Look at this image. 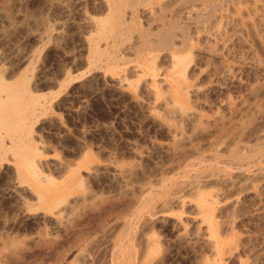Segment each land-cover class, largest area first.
Masks as SVG:
<instances>
[{
  "label": "rangeland",
  "instance_id": "374dc122",
  "mask_svg": "<svg viewBox=\"0 0 264 264\" xmlns=\"http://www.w3.org/2000/svg\"><path fill=\"white\" fill-rule=\"evenodd\" d=\"M175 1L152 0L134 13L127 0L125 25L114 30L107 22L102 35L109 0H0V96L18 89V169L28 155L57 183L67 166L68 178L80 180L44 209L33 187L11 181L15 164L0 163V264H264V0ZM166 33L172 47H155ZM185 111L195 122L184 120ZM197 122L201 134L193 133Z\"/></svg>",
  "mask_w": 264,
  "mask_h": 264
},
{
  "label": "bare ground",
  "instance_id": "6f19581e",
  "mask_svg": "<svg viewBox=\"0 0 264 264\" xmlns=\"http://www.w3.org/2000/svg\"><path fill=\"white\" fill-rule=\"evenodd\" d=\"M125 1H127V0H109V3H110V5H109V8H107L108 9V11H109V14H108V16H106V18L103 20H101L100 21V25H102L101 27H100V29H101V34L102 35H104L105 34V31H106V27L107 26H105L106 24H107V22H108V25H110L111 26V29H114V30H121L122 29V27L125 25L124 24V22H123V11H122V9H121V6L122 5H124L125 3H127V2H125ZM150 1H152V0H131V3H130V8L134 11V13L135 12H137L136 11V9H137V7L139 6V5H141V4H144V3H150ZM211 1V0H210ZM214 1V0H213ZM261 1V0H260ZM173 2V1H172ZM174 2H176L175 0H174ZM215 3L216 2H218L219 3V1H214ZM228 2V1H227ZM226 2V3H227ZM250 2V1H249ZM248 2V3H249ZM103 3V2H102ZM169 3V2H168ZM178 3V2H177ZM220 3H221V0H220ZM247 3V2H246ZM252 3V2H251ZM263 3V2H262ZM101 4V3H100ZM183 4H184V2H183ZM191 4V3H190ZM207 4V3H206ZM223 4V3H222ZM228 4V3H227ZM227 4L225 5V6H227ZM102 5H104V4H102ZM166 5V4H165ZM171 5V4H170ZM177 5V4H176ZM179 5V4H178ZM196 5H198V4H196ZM258 5H260V4H258ZM145 6V5H144ZM164 6V5H163ZM168 6V5H167ZM172 6V5H171ZM194 6V5H193ZM200 6V5H199ZM201 6H202V4H201ZM204 6V5H203ZM207 6V5H206ZM216 6V5H215ZM244 6V5H243ZM254 6V5H253ZM253 6H252V8H253ZM261 6V5H260ZM263 6V5H262ZM104 7H106V6H104ZM141 7V6H140ZM150 7V6H149ZM169 7V6H168ZM167 7V8H168ZM209 7H211V6H209ZM127 8V7H126ZM199 8H201V7H199ZM214 8V7H213ZM143 9V8H142ZM210 9V8H209ZM218 9V8H217ZM220 9V8H219ZM262 9V8H261ZM101 10H102V8H101ZM138 10V9H137ZM178 10V9H177ZM206 10H208L207 8H206ZM222 10V9H221ZM253 10V9H252ZM258 10H260V8L258 9ZM103 11V10H102ZM131 11V10H130ZM188 11V10H187ZM199 11H200V9H199ZM232 11H233V9H232ZM189 12V11H188ZM201 12V11H200ZM218 12V11H217ZM226 12V11H225ZM244 12H246V11H244ZM243 12V13H244ZM253 12V11H252ZM261 12V11H260ZM124 13H125V11H124ZM152 13V12H151ZM232 13V12H231ZM257 13H258V11H257ZM262 13H263V11H262ZM101 14V13H100ZM155 14V13H154ZM165 14V13H164ZM193 14H195V12L193 13ZM204 13H202L201 14V16L203 15ZM225 14V13H224ZM247 14V13H246ZM142 15V14H141ZM149 15V14H148ZM153 15V14H152ZM161 15V14H160ZM205 15V14H204ZM226 15V14H225ZM253 15V14H252ZM162 16H164V15H162ZM184 16V15H183ZM214 16V15H213ZM222 16V15H221ZM220 16V18H222ZM259 16V15H258ZM105 17V16H104ZM147 17V16H146ZM152 17V16H151ZM176 17H177V15H176ZM196 17V16H195ZM224 17V16H223ZM226 17V16H225ZM89 18V17H88ZM103 18V17H102ZM126 18V17H125ZM148 18H149V16H148ZM185 18V17H184ZM192 18V17H191ZM203 18V17H202ZM243 18V17H242ZM260 18H261V16H260ZM209 19V18H208ZM218 19H219V17H218ZM218 19H217V21H218ZM226 19V18H225ZM229 19V18H228ZM258 19V18H257ZM264 19V18H263ZM110 20V21H109ZM114 20V21H113ZM128 20H129V18H128ZM151 20V19H150ZM198 20H200V19H198ZM222 20H224V18H222ZM85 21V20H84ZM130 21V20H129ZM146 21V20H145ZM230 21H231V18H230ZM230 21L228 20L227 22H224V23H230ZM259 21V20H258ZM92 22V21H91ZM113 22V23H112ZM176 22V21H175ZM184 22H185V20H184ZM196 22H197V20H196ZM203 22H205V21H203ZM237 22V21H236ZM262 22V21H261ZM86 23V22H85ZM125 23H127V22H125ZM134 23V22H133ZM198 23V22H197ZM213 23V25H214V22H212ZM219 23V22H218ZM234 23H235V21H234ZM238 23V22H237ZM88 24H89V22H88ZM87 24V25H88ZM124 24V25H123ZM132 24V23H131ZM182 24V23H181ZM203 24H205V23H203ZM202 24V25H203ZM217 24V23H216ZM236 24V23H235ZM263 24V23H262ZM86 25V24H85ZM90 25H92V24H90ZM158 25V24H157ZM191 25V24H190ZM200 25V24H199ZM229 25V24H228ZM236 25H238V24H236ZM153 26H155V25H153ZM208 26V25H207ZM216 26V25H215ZM218 26H220V23H219V25ZM217 26V27H218ZM226 27H227V25H225ZM231 26V25H230ZM254 26V25H253ZM193 27H195V26H193ZM212 26H210V28H211ZM221 27V26H220ZM226 27H225V29H226ZM86 28L88 29V27L86 26ZM157 28V27H156ZM167 28V27H166ZM204 28V27H203ZM209 28V27H208ZM219 28V27H218ZM229 28V27H228ZM228 28H227V30H228ZM233 28V27H232ZM235 28H237V26L235 27ZM234 28V29H235ZM243 28V27H242ZM241 28V29H242ZM250 28V27H249ZM89 29H90V26H89ZM129 29V28H128ZM128 29H127V31H128ZM152 29H153V27H152ZM155 29V28H154ZM164 29V28H163ZM188 29V28H187ZM196 29V28H195ZM207 29V28H206ZM206 29H205V31H206ZM213 29V28H212ZM215 29V28H214ZM221 29V28H220ZM230 29V28H229ZM239 29V28H238ZM241 29H239V30H241ZM251 29V28H250ZM130 30V29H129ZM168 30H169V28H168ZM172 30V29H171ZM193 30V29H192ZM198 30V29H197ZM209 30V29H208ZM207 30V31H208ZM223 30H224V28H223ZM100 31V30H99ZM218 31H220V30H218ZM218 31H215L216 33H218ZM232 31H234V30H232ZM236 31V30H235ZM238 31V30H237ZM132 32H134V31H132ZM156 32V31H155ZM154 32V33H155ZM186 32V31H185ZM189 32V31H188ZM220 32H222V30L220 31ZM225 31H223V33H224ZM239 32V31H238ZM244 32V31H243ZM174 33V32H173ZM193 33V32H192ZM191 33V34H192ZM216 33H213V34H216ZM241 34H242V32H240ZM250 33V32H249ZM253 33V32H252ZM252 33L250 34V35H252ZM80 34V33H79ZM114 34V33H113ZM178 34V33H177ZM187 34V33H186ZM204 34V33H203ZM202 34V35H203ZM206 34V33H205ZM209 34H211V33H209ZM219 34V33H218ZM222 34V33H221ZM226 34V33H225ZM111 35V34H110ZM123 37L125 36L124 35V33L123 34H121ZM224 35V34H223ZM238 35H239V33H238ZM62 36V35H61ZM154 36V35H153ZM209 35H207L206 36V38L208 37ZM211 36V35H210ZM213 36V35H212ZM216 36V35H215ZM229 36H230V34H229ZM231 36H233V35H231ZM49 37V36H48ZM54 37V36H53ZM136 37H137V35H136ZM136 37H135V39H136ZM139 37V36H138ZM162 38H161V40H159L160 42L158 43V45H155V47H159V46H165V47H168V48H171L172 47V37H171V35L169 34V33H166V34H164V36L162 35L161 36ZM189 37V36H188ZM202 37V36H201ZM228 37V36H227ZM254 37H255V35H254ZM59 38H60V40H61V37L59 36ZM110 38V37H109ZM145 38V37H144ZM151 38V37H150ZM185 38V37H184ZM219 38V37H218ZM237 38H238V36H237ZM146 39H147V37H146ZM194 39H195V36H194ZM201 39V38H200ZM215 39H216V37H215ZM228 39H230V38H228ZM57 40V39H56ZM196 40V39H195ZM203 40H204V38H203ZM211 40V39H210ZM221 40V39H220ZM238 40V39H237ZM241 40V39H240ZM254 40H255V38H254ZM257 40V39H256ZM153 41V40H152ZM258 41V40H257ZM260 41V40H259ZM125 42V41H124ZM140 41H138L137 43H139ZM145 42V41H144ZM175 42V41H174ZM200 42V41H199ZM203 42V41H202ZM212 42V41H211ZM210 42V43H211ZM226 42V41H225ZM236 42V41H235ZM137 43H135V41H134V44H137ZM143 43V42H142ZM214 43V42H213ZM218 43V42H217ZM259 43V42H258ZM257 43V44H258ZM103 44H104V42H103ZM107 44V43H106ZM118 44H119V41H118ZM123 44V43H122ZM176 44V43H175ZM231 44V43H230ZM1 45V44H0ZM215 45V44H214ZM213 45V46H214ZM109 46V45H108ZM129 46V45H128ZM132 46V45H131ZM135 46V45H134ZM147 46V45H146ZM208 46V45H207ZM233 46V45H232ZM237 46V45H236ZM239 46V45H238ZM244 46H245V44H244ZM243 46V47H244ZM1 47V46H0ZM101 47V46H100ZM106 48V47H105ZM136 48V47H135ZM220 48H222V47H220ZM235 48V47H234ZM260 48V47H259ZM115 49V48H114ZM118 49H119V47H118ZM128 49V48H127ZM223 49V48H222ZM121 50V49H120ZM119 50V51H120ZM123 51L124 50H126V49H122ZM163 50V49H162ZM218 50V49H217ZM231 50V49H230ZM239 50V49H238ZM237 50V51H238ZM115 51V50H114ZM113 51V52H114ZM119 51H117V53L119 52ZM207 51V50H206ZM232 51V50H231ZM234 51V50H233ZM237 51H235L236 53H237ZM242 50H240V52H241ZM247 51V50H246ZM116 52V51H115ZM150 52V51H149ZM167 52V51H166ZM165 52V53H166ZM229 52V51H228ZM227 52V53H228ZM252 52V51H251ZM112 53V52H111ZM121 53V52H120ZM202 53V52H201ZM204 53V52H203ZM211 53V52H210ZM226 53V54H227ZM230 53V52H229ZM169 54V53H168ZM244 54V53H243ZM97 55L98 56H101L102 55V53H100V52H97ZM110 55V54H109ZM108 55V56H109ZM117 55V54H116ZM142 55V54H141ZM205 55V54H204ZM228 55V54H227ZM236 55V54H235ZM242 55V54H241ZM124 56V55H123ZM139 56V55H138ZM168 56V55H167ZM176 56V55H175ZM231 56V55H230ZM243 56H245V55H243ZM249 56V55H248ZM1 57V56H0ZM3 57H4V55H3ZM107 57V56H106ZM148 57V56H147ZM201 57V56H200ZM6 58V57H5ZM94 58V57H93ZM110 58V57H109ZM163 58H164V54H163ZM190 59L189 58V56H187L186 57V59ZM206 58H207V56H206ZM230 58V57H229ZM236 58H238V57H236ZM240 58V57H239ZM242 58V57H241ZM240 58V59H241ZM245 58V57H244ZM255 58V57H254ZM1 59V58H0ZM165 59V58H164ZM169 59H172L171 58V56H170V58H168V61H169ZM174 59V58H173ZM175 59H177L176 57H175ZM178 59L180 60L181 58L180 57H178ZM197 59V58H196ZM201 59L202 60H206V59H203V57H201ZM220 59V58H219ZM93 60V59H92ZM91 60V61H92ZM163 60V59H162ZM166 60V59H165ZM201 60V61H202ZM237 60V59H236ZM245 60V59H244ZM98 61V60H97ZM167 61V60H166ZM166 61H164V62H166ZM185 60H183V62H184ZM220 61V60H219ZM248 61V60H247ZM3 62V61H2ZM109 61H107V63H108ZM182 62V61H181ZM187 62V61H186ZM213 62V61H212ZM246 62V61H245ZM250 62V61H249ZM256 62V61H255ZM102 63H103V61H102ZM173 63V62H172ZM188 63H189V61H188ZM218 63V62H217ZM104 64H106V63H104ZM138 64V63H137ZM166 64V63H165ZM169 64V63H168ZM176 64H178V60H177V63ZM176 64H173V65H176ZM219 64H222V63H220L219 62ZM249 64V63H248ZM253 64V63H252ZM256 64V63H255ZM260 64V63H259ZM108 65V64H107ZM111 65V64H110ZM117 65H119V64H117ZM120 65H123V64H120ZM126 65V64H125ZM140 65V64H139ZM172 65V64H171ZM205 65V64H204ZM254 65V64H253ZM257 65V64H256ZM255 65V66H256ZM194 66V65H193ZM198 66H199V64H198ZM221 66V65H220ZM259 66V65H258ZM116 67H119V66H116ZM126 67V66H125ZM171 67V66H170ZM195 67V66H194ZM261 67V66H260ZM113 68H115V66L113 67ZM131 68H133V67H131ZM216 68V67H215ZM215 68H213V69H215ZM219 67H217V69H218ZM226 68V67H225ZM239 68V67H238ZM247 68V67H246ZM109 69H110V67H109ZM122 69V68H121ZM168 69V68H167ZM216 69V70H217ZM235 69V68H234ZM244 69V68H243ZM242 69V70H243ZM259 69V68H258ZM261 69V68H260ZM108 70V69H107ZM116 70V69H115ZM129 70V69H128ZM165 70V69H164ZM186 70V69H185ZM189 70V69H188ZM224 70V69H223ZM236 70V69H235ZM251 70V69H250ZM105 71H106V69H105ZM120 71V70H119ZM163 71V70H162ZM195 71V70H194ZM198 71V70H197ZM215 71V70H214ZM260 71V70H259ZM262 71V70H261ZM115 72V71H114ZM136 72V71H135ZM186 72H187V70H186ZM191 72V71H190ZM213 72V71H212ZM211 72V73H212ZM223 72V71H222ZM228 72V71H227ZM130 73V72H129ZM199 73H200V71H199ZM207 73V72H206ZM205 73V74H206ZM210 73V72H209ZM214 73V72H213ZM212 73V74H213ZM132 74H134V73H132ZM173 74V73H172ZM172 74H171V76H170V78H171V80H172V82H174L173 83V99H174V101L175 102H178V93H179V87H181L180 85H179V81H178V79L175 77V75L173 74V76L174 77H172ZM218 74H219V72H218ZM220 74H221V72H220ZM219 74V75H220ZM223 74H224V72H223ZM239 74V73H238ZM243 74V73H242ZM122 75V74H121ZM193 76V75H192ZM205 76H207V75H205ZM212 76V75H211ZM224 76V75H223ZM108 77V76H107ZM157 77H159V76H157ZM230 77V76H229ZM120 78H122V77H120ZM128 78V77H127ZM132 78V77H131ZM212 78H213V76H212ZM227 78V77H226ZM226 78H225V80H226ZM239 78H240V74H239ZM110 79V78H109ZM115 79V78H114ZM130 79V78H129ZM133 79V78H132ZM201 79V78H200ZM206 79H208V78H205V80ZM215 79V78H214ZM231 79V78H230ZM111 80V79H110ZM163 80V79H162ZM167 80V79H166ZM222 80V79H221ZM224 80V81H225ZM111 81H113V80H111ZM117 81V80H116ZM144 81V80H143ZM147 81V80H146ZM146 81H144V82H146ZM218 81H219V79H218ZM142 82V81H141ZM140 82V83H141ZM211 83H212V81H210ZM220 82V81H219ZM226 82H227V80H226ZM233 82V81H232ZM237 82V81H236ZM239 82V81H238ZM112 83V82H111ZM203 83V82H202ZM224 83V82H223ZM243 83V82H242ZM147 84V83H146ZM197 84V83H196ZM228 84V83H227ZM120 85V84H119ZM122 85V84H121ZM138 85V84H137ZM176 85V86H175ZM182 85V84H181ZM193 85V84H192ZM224 85H225V83H224ZM223 85V86H224ZM230 85H231V83H230ZM146 86V85H145ZM171 86H172V84H171ZM242 86V85H241ZM174 87H175V89H174ZM183 87V86H182ZM206 87V86H205ZM208 87V86H207ZM10 88V87H9ZM143 88V87H142ZM187 88V87H186ZM204 88V87H203ZM212 88V87H211ZM213 88H215V87H213ZM217 88V87H216ZM215 88V89H216ZM221 88V87H220ZM236 88V87H235ZM242 88V87H241ZM3 89H5V86H0V92L3 90ZM138 89V88H137ZM190 89V88H189ZM201 89V88H200ZM199 89V90H200ZM219 89V88H218ZM225 89V88H224ZM240 89V88H239ZM142 90V89H141ZM186 90H188V89H186ZM191 90V89H190ZM145 91V90H144ZM189 91V90H188ZM210 90L208 89V92H209ZM227 91V90H226ZM225 91V92H226ZM154 92V91H153ZM169 92H170V90H169ZM193 92V91H192ZM218 92V91H217ZM142 93V92H141ZM138 94V93H137ZM147 92H146V96H147ZM197 94V93H196ZM204 94V93H203ZM149 95V94H148ZM170 95V94H169ZM169 95H167V96H169ZM194 95V94H193ZM205 95V94H204ZM207 95V94H206ZM223 95H225L224 94V92H223ZM151 96V95H150ZM171 96V95H170ZM209 96V95H208ZM212 96V95H211ZM218 96V95H217ZM190 97H191V95H190ZM195 97V96H194ZM201 97H203V95L201 96ZM147 98H148V96H147ZM196 98H198V97H196ZM146 99V98H145ZM203 99V98H202ZM204 99H206V98H204ZM208 99V98H207ZM151 100H152V98H151ZM200 101H201V99H200ZM39 102V101H38ZM37 102V103H38ZM131 102V101H130ZM134 102V101H133ZM192 102H194V101H192ZM197 102V101H196ZM203 102V101H202ZM228 102V101H227ZM166 103V102H165ZM198 103V102H197ZM9 104L11 105V106H9ZM36 104V103H35ZM133 104V103H132ZM152 104V103H151ZM163 104V103H162ZM193 104V103H192ZM202 104V103H201ZM228 104H230L229 102H228ZM145 105V104H144ZM195 105V104H194ZM198 105V104H197ZM203 105H205V104H203ZM236 105V104H235ZM7 106H9V107H7ZM39 106V105H38ZM163 106V105H162ZM222 106V105H221ZM137 107V106H136ZM145 107V106H144ZM152 107V106H151ZM150 107V108H151ZM201 107V106H200ZM9 108H11V110H10V113H7L8 111H9ZM40 108V107H39ZM156 108V107H155ZM168 108V107H167ZM174 108H175V106H174ZM177 108V107H176ZM221 108V107H220ZM225 108V107H224ZM146 109H147V107H146ZM226 109V108H225ZM36 110V109H35ZM39 110V109H38ZM156 110V109H155ZM178 110V109H177ZM180 110V109H179ZM37 111V110H36ZM148 111V110H147ZM165 111V110H164ZM167 111V110H166ZM187 111V110H186ZM186 111H185V113H186ZM189 111V110H188ZM173 112H174V110H173ZM172 112V113H173ZM214 112V111H213ZM228 112V111H227ZM232 112V111H231ZM17 113H18V89H14V90H12L10 93H8L5 97H2V96H0V163H2L3 161H5V160H11L14 164H15V166H16V168L14 169V172H12L11 173V175H10V179H11V181H17L18 182V179H19V181H20V183H22V184H24L29 190H31V188L30 187H33L34 189H35V191L37 192V196H38V199L40 200V202H41V204L43 205V207H44V209H46L47 207H49V205H54L55 206V204H58L60 201H61V199H64L65 198V196H66V193H67V191H69V190H72L73 188H75V187H78L79 185H80V180L78 179V178H76L75 176H73L72 178H68V175L69 174H72V172H73V169H70V166H67L68 167V171H67V174H66V178L61 182V183H57L56 181H54V179H52L51 177H49V176H46V175H41V172H40V169L38 168V165L36 164V162L34 161V160H32V159H30V158H28V155H24L23 157H22V159H21V161H20V164L23 166V170H20V169H18V115H17ZM35 113V112H34ZM168 113H170L169 111L167 112V114ZM196 113V112H195ZM198 113V112H197ZM233 113V112H232ZM173 114H175V116H176V114L177 113H173ZM184 114V113H183ZM188 113H186V117L184 118L183 116H181L180 115V117H183L184 118V120L185 121H188L187 123L188 124H190L189 122H195V120H196V118L194 119L192 116H190V115H187ZM194 114V113H193ZM219 114H220V112H219ZM228 114V113H227ZM164 115H166V114H164ZM185 115V114H184ZM224 115V114H223ZM232 115V114H231ZM168 117H170V115L168 114L167 115ZM167 116H164L165 118L167 117ZM194 116H196V115H194ZM198 116V115H197ZM199 116H201V115H199ZM210 117V116H209ZM177 118V117H176ZM181 119V118H180ZM226 119V118H225ZM28 120V119H27ZM182 120V119H181ZM180 120V121H181ZM201 120V119H200ZM208 120V119H207ZM223 120V119H222ZM176 121V120H175ZM184 121V122H185ZM203 121V120H202ZM181 122H183V121H181ZM209 122H210V120H209ZM24 124V123H23ZM28 124V123H27ZM179 124H181V123H179ZM193 124V123H192ZM191 124V125H192ZM217 124V123H216ZM219 124H221V123H219ZM25 125V124H24ZM23 125V126H24ZM174 125V124H173ZM185 127H186V129H187V126H186V122H185ZM190 125V126H191ZM203 125H204V122H197V124H195V126H193V133L196 131V130H198L199 132H197V133H200L201 134V132L203 133V131H205L206 130V128L204 127V129H203ZM230 125V124H229ZM26 126V125H25ZM181 127L183 126V125H180ZM171 127H173V126H171ZM189 127V126H188ZM208 127V126H207ZM213 127V126H212ZM215 127V126H214ZM218 127V126H217ZM220 127H221V125H220ZM228 127V126H227ZM226 127V128H227ZM27 128V127H26ZM174 128V127H173ZM191 128V127H190ZM190 128H188L189 130H190ZM219 128V127H218ZM23 129H24V127H23ZM182 129V128H181ZM216 129V128H215ZM225 129V128H224ZM31 130V129H30ZM173 130V129H172ZM184 130H185V128H184ZM207 130H210L209 128L207 129ZM218 130V129H217ZM229 130V129H228ZM252 130H254L253 128H252ZM257 130V129H256ZM174 131V130H173ZM178 131V130H177ZM212 131V130H211ZM232 131V130H231ZM164 132V131H163ZM172 132V131H171ZM179 132V131H178ZM178 132H176V133H173V135H172V137H171V139H172V141L175 143V144H177L178 145V139H177V133ZM184 132V131H183ZM190 132V131H189ZM189 132H187L186 134H190ZM192 132V131H191ZM217 132V131H216ZM226 132H228V131H226ZM224 133L225 135L224 136H227L226 134L227 133ZM230 132V131H229ZM251 132V131H250ZM160 133H162V132H160ZM166 133V132H165ZM209 133H211V132H209ZM220 133L222 134V132L220 131ZM219 133V134H220ZM23 134V133H22ZM208 134V133H207ZM28 135V134H27ZM204 135V134H203ZM209 135V134H208ZM251 135V134H250ZM25 136V135H24ZM182 135H180V137H181ZM190 136H192L193 137V135H192V133H191V135ZM200 136V135H199ZM205 136V135H204ZM30 137V136H29ZM220 137H221V135H220ZM231 137V136H230ZM235 137V136H234ZM5 138H7L6 140H5ZM202 138V137H201ZM216 138H218L217 136H216ZM224 139H225V137H223ZM199 139H200V137H199ZM220 139V138H219ZM227 139V138H226ZM232 139L234 140V138L232 137ZM236 139V138H235ZM26 140V139H25ZM24 140V141H25ZM193 140H195V138L193 139ZM198 140V139H197ZM202 140V139H201ZM204 141V140H203ZM215 141V140H214ZM230 141V140H229ZM235 141V140H234ZM234 141H232V142H234ZM27 142V141H26ZM187 142V141H186ZM190 142V141H189ZM222 142V141H221ZM154 143V142H153ZM156 143V142H155ZM154 143V144H155ZM195 143V142H194ZM198 143H199V141H198ZM211 143V142H210ZM161 144V143H160ZM180 144V143H179ZM197 143H195V145H196ZM221 144H223V143H221ZM228 144V143H227ZM184 145H188V144H186V143H184ZM215 145H216V143H215ZM217 145H219V144H217ZM233 145V144H232ZM231 144H230V146H232ZM246 145H248V144H246ZM245 145V146H246ZM253 145V144H252ZM165 146V145H164ZM181 146V145H180ZM180 146H178V147H180ZM229 146V147H230ZM234 146V145H233ZM245 146H243V148H247V146L245 147ZM250 146V145H249ZM29 146H27V148H28ZM189 147V146H188ZM194 147V146H193ZM193 147H192V150H193ZM198 147V146H197ZM253 147V146H252ZM255 147H256V145H255ZM255 147H254V149H255ZM258 147V146H257ZM257 147H256V149H257ZM159 147H157V149H158ZM226 148V147H225ZM259 148V147H258ZM29 150H30V148H28ZM161 149H163L162 147H161ZM167 149V148H166ZM179 149H181V148H178V150H176L177 151V153H176V155L178 154V151H179ZM187 149V148H186ZM197 149V148H196ZM200 149V148H199ZM215 149V148H214ZM219 149V148H218ZM224 149V148H223ZM229 149V148H228ZM227 149V150H228ZM232 149V148H231ZM235 149H236V147H235ZM238 149V148H237ZM236 149V150H237ZM250 149H251V147H250ZM185 150V149H184ZM190 150H191V148H190ZM217 150V149H216ZM248 150V149H247ZM252 150H253V148H252ZM258 150V149H257ZM256 150V151H257ZM162 151V150H161ZM168 151V150H167ZM187 151H189V150H187ZM198 151H200V150H198ZM215 151V150H214ZM224 151V150H223ZM251 151V150H250ZM256 151H254L253 150V152H256ZM164 152V151H163ZM175 152V151H174ZM185 153H184V155L185 154H187V153H190V152H187L186 153V150L184 151ZM193 152V151H192ZM191 152V153H192ZM196 152H197V150H196ZM211 152V151H210ZM222 152V151H221ZM241 152V151H240ZM258 152H259V150H258ZM199 153V152H198ZM200 153H202V150L200 151ZM239 153V152H238ZM242 153H245V152H242ZM251 153H252V151H251ZM180 154L182 155V153L180 152ZM194 154H195V152H194ZM179 155V154H178ZM180 155V156H181ZM188 155H191V154H188ZM187 155V156H188ZM223 155V154H222ZM233 154H231V155H227V157L228 156H232ZM253 154H251V156H252ZM256 155V154H255ZM140 156V155H139ZM138 156V157H139ZM173 156V155H172ZM194 156V155H193ZM240 156V155H239ZM243 156V155H242ZM179 157V156H178ZM192 157V156H191ZM200 157V156H199ZM212 157H213V155H212ZM211 157V158H212ZM221 157H223L224 158V156H221ZM237 157V156H236ZM235 157V158H236ZM246 157V156H245ZM258 156H256V158H257ZM186 158V157H185ZM205 158H207V157H205ZM216 158V157H215ZM219 158V157H218ZM231 157H229V159H230ZM233 158V157H232ZM231 158V159H232ZM243 158V160L245 159L244 158V156L242 157ZM241 158V159H242ZM248 158V157H247ZM246 158V159H247ZM250 158V157H249ZM176 159V158H175ZM179 159V158H178ZM180 159H182V158H180ZM199 159H201V158H199ZM236 159H240V158H236ZM252 159V158H251ZM186 160V159H185ZM192 160V159H191ZM202 160V159H201ZM216 160H217V158H216ZM180 161H182V160H180ZM187 161V160H186ZM203 161V160H202ZM210 161H211V159H210ZM232 161V160H231ZM231 161H229V163L231 162ZM237 161V160H236ZM239 161V160H238ZM241 161V160H240ZM183 162V161H182ZM191 162V161H190ZM209 162V161H208ZM222 162V161H221ZM223 162H225V160H223ZM235 162V161H234ZM245 162V161H244ZM251 162V161H250ZM257 162V161H256ZM255 162V163H256ZM181 163V162H180ZM232 163H233V161H232ZM231 163V164H232ZM237 163V162H236ZM240 163V162H239ZM189 164V163H188ZM187 164V165H188ZM191 164V163H190ZM228 164V163H227ZM235 164V163H234ZM243 164V163H242ZM248 164V163H247ZM246 164V165H247ZM181 165H182V163H181ZM185 165H186V162H185ZM192 165V164H191ZM222 165V164H221ZM255 165V164H254ZM184 166V165H183ZM212 166V165H211ZM211 166H209L210 168H211ZM249 167H252V166H250V164L248 165ZM256 166V165H255ZM260 166V165H259ZM40 167V166H39ZM192 167V166H191ZM207 167V166H206ZM220 167V166H219ZM185 168V167H184ZM209 168V169H210ZM239 168H241V166H239ZM256 168V167H255ZM254 168V169H255ZM64 169V168H63ZM215 169V168H214ZM223 169H225V168H223ZM250 169V168H249ZM182 170H184V169H182ZM207 170V169H206ZM222 170V169H221ZM248 170V169H247ZM259 170V169H258ZM257 169L255 170V171H258ZM75 171V170H74ZM186 171V170H185ZM190 171V170H189ZM188 171V172H189ZM203 171V170H202ZM202 171H201V173H202ZM214 171V170H213ZM223 171V170H222ZM225 172H226V170H224ZM223 171V172H224ZM254 171V170H253ZM252 171V173H254ZM200 172V171H199ZM205 172V171H204ZM219 173H221V171H218ZM228 173H230V171L228 170L227 171ZM262 172V171H261ZM260 172V173H261ZM66 173V172H65ZM183 173V172H182ZM187 172H185L184 174H186ZM206 173V172H205ZM208 173H211V172H208ZM255 173H257V172H255ZM263 173V172H262ZM202 174H204V173H202ZM202 174H198L199 176L200 175H202ZM214 174V173H213ZM218 173H216L215 175H217ZM226 174V173H225ZM232 174V173H231ZM259 174V173H258ZM187 175V174H186ZM207 175H209V174H207ZM234 175V174H233ZM72 176V175H71ZM185 176V175H184ZM214 176V175H213ZM49 177V178H48ZM195 177V176H194ZM215 177V176H214ZM213 177V178H214ZM234 177V176H233ZM232 177V178H233ZM218 178V177H217ZM235 178V177H234ZM206 179V181H207V178H205ZM211 179V178H210ZM227 180V179H226ZM235 180V179H234ZM196 181V180H195ZM216 181V180H215ZM230 181V180H229ZM199 182V181H198ZM203 182V181H202ZM223 182H225V181H223ZM236 182H237V179H236ZM195 183V182H194ZM193 183V184H194ZM215 183H219V182H215ZM221 183V182H220ZM227 183H229V182H227ZM234 183V182H233ZM199 184V183H198ZM232 184V183H231ZM235 184V183H234ZM233 184V185H234ZM28 185V186H27ZM196 185H197V182H196ZM216 185H219V184H216ZM225 185V184H224ZM227 185V184H226ZM229 185V184H228ZM220 186H221V184H220ZM231 187H232V185H230ZM229 186V187H230ZM235 186V185H234ZM262 186H264V185H262ZM228 187V186H227ZM227 187H225L226 189H227ZM230 187V188H231ZM193 188H195V186L193 187ZM199 188V187H198ZM264 188V187H263ZM21 189V188H20ZM200 189V188H199ZM221 189V188H220ZM226 189H224V190H226ZM164 190H166V188L164 189ZM195 190H197V189H195ZM219 190V189H218ZM222 190L223 189H221L220 191L222 192ZM263 190V189H262ZM200 191H201V189H200ZM165 192V191H164ZM192 192H194V191H192ZM197 192V191H196ZM195 192V193H196ZM199 192V191H198ZM218 192V191H217ZM12 193V192H11ZM28 193V192H27ZM194 193V195H196ZM13 195H15V197H16V200L18 201V195H20V194H22L21 192H20V190L18 191V187L17 188H15V190L13 191V193H12ZM172 194L174 195V193L172 192ZM198 194V193H197ZM213 194H215V195H217V198L220 196H218V194H216V193H213ZM219 194H221V193H219ZM262 194V193H261ZM224 195V194H223ZM222 195V196H223ZM163 196V195H162ZM171 196V195H170ZM213 196V195H212ZM158 197V196H157ZM156 197V198H157ZM216 197V196H215ZM156 198H155V200H156ZM176 198H178V197H176ZM180 198V197H179ZM196 198V197H195ZM174 200H175V198H174ZM180 200H181V198H180ZM151 201V200H150ZM170 201H172V200H170ZM214 201V200H213ZM213 201H212V204H213ZM218 201H219V198H218ZM21 202V201H20ZM149 202V201H148ZM168 202V201H167ZM173 202H175V201H173ZM173 202H171V205H173L172 203ZM220 202V201H219ZM19 203V202H18ZM164 203H166V202H164ZM178 203V202H177ZM209 203V202H208ZM145 204V203H144ZM168 204V203H167ZM187 204H188V202H187ZM210 204H211V201H210ZM155 205V204H154ZM169 206V205H168ZM167 206V207H168ZM175 206V205H174ZM177 206V205H176ZM175 206V207H176ZM180 206V205H179ZM143 207H144V205H143ZM159 207V206H158ZM172 207V206H171ZM199 208V207H198ZM149 209V208H148ZM161 209H162V207H161ZM164 210V209H163ZM163 210H161V211H163ZM166 210V209H165ZM200 210V209H199ZM222 210V209H221ZM143 212H144V210H143ZM158 213V212H157ZM160 213V212H159ZM158 213V214H159ZM138 214V213H137ZM153 214V213H152ZM194 214V213H193ZM197 214V213H196ZM195 214V215H196ZM157 215V214H156ZM164 215V214H163ZM158 216V215H157ZM152 217V216H151ZM155 217V216H154ZM160 217V216H159ZM156 218V217H155ZM210 218V217H209ZM152 219V218H151ZM163 219V218H162ZM166 219V218H165ZM138 220V219H137ZM160 220V219H159ZM59 221V220H58ZM188 221H189V219H188ZM187 221V222H188ZM143 222H145V221H143ZM168 222V221H167ZM166 222V223H167ZM177 222V221H176ZM184 222V221H183ZM186 222V223H187ZM194 222V221H193ZM223 222V221H222ZM58 223V222H57ZM124 223V222H123ZM140 223V222H139ZM173 224L175 223V222H172ZM189 223V222H188ZM228 223V222H227ZM226 223V224H227ZM149 224V223H148ZM161 224H164V223H161ZM169 224V223H168ZM176 224V223H175ZM185 224V223H184ZM197 224V223H196ZM203 224V223H202ZM217 224V223H216ZM221 223H219V225H220ZM225 224V225H226ZM190 225V224H189ZM188 225V226H189ZM223 225V224H222ZM224 225V226H225ZM57 226V225H56ZM166 226H168V225H166ZM175 227H176V225H174ZM173 226V227H174ZM193 226H194V224H193ZM200 226V225H199ZM223 226V227H224ZM228 227L230 226V225H227ZM180 227V226H179ZM192 227V226H191ZM226 227V226H225ZM231 227V226H230ZM196 228H198V227H196ZM126 229V228H125ZM124 228H123V230H125ZM173 229V228H172ZM176 229H177V227H176ZM180 229V228H179ZM178 229V230H179ZM182 229V228H181ZM188 229H190V228H188ZM222 229V228H221ZM199 231H200V229H198ZM230 230V229H229ZM189 231H191V230H189ZM203 231V230H202ZM201 231V232H202ZM124 232V231H123ZM224 232H225V229H224ZM223 232V230L221 231V235H222V233H224ZM226 232H227V230H226ZM175 233V232H174ZM183 233V232H182ZM194 233V232H193ZM127 234V233H126ZM200 234L201 233H199V235H196V236H200ZM203 235H205V234H203ZM177 236H178V234H177ZM190 236H192V235H190ZM193 236H194V234H193ZM196 236H194V237H196ZM202 236V235H201ZM199 237V239L200 238H202V237ZM122 237H123V235H122ZM185 237V236H184ZM213 237V236H212ZM143 238V237H142ZM177 238V237H176ZM182 238V237H181ZM246 238V237H245ZM250 238V237H249ZM141 239V238H140ZM139 239V240H140ZM145 238H143L142 239V243L144 242L143 240H144ZM198 239V238H197ZM221 239V238H220ZM188 240H189V238H188ZM192 240H194V239H192ZM191 240V241H192ZM203 240V239H202ZM205 240V239H204ZM208 241V240H207ZM199 242V241H198ZM204 242V241H203ZM142 243H140V244H142ZM150 243V242H149ZM148 243V244H149ZM186 243V242H185ZM185 243H183V244H185ZM209 243H211V242H209ZM125 244V243H124ZM202 244V243H201ZM200 244V245H201ZM213 244V243H212ZM211 244V245H212ZM137 245H138V243H137ZM147 245V244H146ZM145 245V246H146ZM154 245V244H153ZM197 245H199V243H197ZM264 245V244H263ZM116 247H115V249H120V246H121V244H118V245H115ZM131 246H133V245H131ZM141 246V245H140ZM140 246H139V248H140ZM150 246V245H149ZM202 246V245H201ZM129 247V246H128ZM147 247V246H146ZM204 247H208V246H204ZM136 248V247H135ZM144 248V247H143ZM156 248H157V245H156ZM235 248V247H234ZM262 248V247H261ZM137 249V248H136ZM125 250V249H124ZM207 250V249H206ZM123 251V250H122ZM121 251V252H122ZM144 251V250H143ZM142 251V252H143ZM208 251V250H207ZM116 252V251H115ZM119 252V251H118ZM141 252V251H140ZM146 252V251H145ZM123 253H125V252H123ZM137 253V252H136ZM151 253V252H150ZM259 253V252H258ZM120 254V253H119ZM133 254L134 253H132V256H133ZM141 254H143V253H141ZM140 254V255H141ZM211 254H213V253H211ZM217 254V253H216ZM135 255V254H134ZM117 256V255H116ZM143 256V255H142ZM215 256V255H214ZM118 257V256H117ZM134 257H136V255L134 256ZM138 257V256H137ZM141 257V256H140ZM212 257V256H211ZM122 258H123V256H122ZM122 258H121V260H122ZM127 258V257H126ZM85 259V258H84ZM131 259H132V257H131ZM130 259V261L132 262V260ZM120 260V259H119ZM127 262V261H126ZM130 263V262H129ZM115 264V263H114ZM121 264V263H120ZM131 264V263H130Z\"/></svg>",
  "mask_w": 264,
  "mask_h": 264
}]
</instances>
